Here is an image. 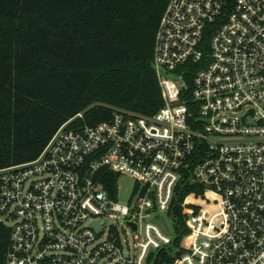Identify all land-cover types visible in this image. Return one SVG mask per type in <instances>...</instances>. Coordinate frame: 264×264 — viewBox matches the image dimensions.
<instances>
[{"label":"built area","instance_id":"2783aa9c","mask_svg":"<svg viewBox=\"0 0 264 264\" xmlns=\"http://www.w3.org/2000/svg\"><path fill=\"white\" fill-rule=\"evenodd\" d=\"M153 65L157 112L72 118L0 169L6 264H264V0H169ZM187 183L204 191L180 236L161 214Z\"/></svg>","mask_w":264,"mask_h":264},{"label":"trees","instance_id":"16d2710c","mask_svg":"<svg viewBox=\"0 0 264 264\" xmlns=\"http://www.w3.org/2000/svg\"><path fill=\"white\" fill-rule=\"evenodd\" d=\"M168 2L0 0V169L36 158L72 118L69 125H82L109 119L114 108L157 112L164 101L154 44ZM105 184L113 190L115 174ZM203 191L197 183L178 191L180 236L200 208L191 197ZM10 235L0 210V264Z\"/></svg>","mask_w":264,"mask_h":264},{"label":"rangeland","instance_id":"374dc122","mask_svg":"<svg viewBox=\"0 0 264 264\" xmlns=\"http://www.w3.org/2000/svg\"><path fill=\"white\" fill-rule=\"evenodd\" d=\"M134 184H135L134 178L127 176V175H122L120 182H119L121 202L123 203L127 202V199L134 187ZM161 216L163 217V221H165L164 225L165 227H167L168 232L175 234L177 232V229H176L174 220L169 218L165 213L161 214ZM124 223H125V220L121 218L119 220V224L122 226L124 225ZM7 224H10V223L8 222Z\"/></svg>","mask_w":264,"mask_h":264}]
</instances>
